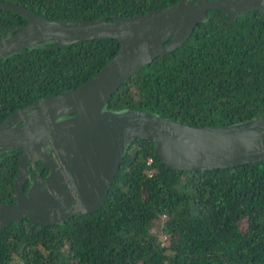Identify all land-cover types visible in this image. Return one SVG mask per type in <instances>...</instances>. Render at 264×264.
<instances>
[{
  "label": "trees",
  "instance_id": "obj_1",
  "mask_svg": "<svg viewBox=\"0 0 264 264\" xmlns=\"http://www.w3.org/2000/svg\"><path fill=\"white\" fill-rule=\"evenodd\" d=\"M176 1L0 0L42 18L75 21L130 16ZM26 23L0 10V34ZM118 46L111 38L60 47L50 41L0 58V121L41 97L79 86ZM104 108L147 111L192 126L260 115L264 17L251 10L230 19L208 10L181 46L125 79ZM152 149L145 139L126 145L96 211L47 226L23 218L1 229L0 264H264V161L178 171ZM17 165L16 153L0 154V202L15 200Z\"/></svg>",
  "mask_w": 264,
  "mask_h": 264
},
{
  "label": "water",
  "instance_id": "obj_2",
  "mask_svg": "<svg viewBox=\"0 0 264 264\" xmlns=\"http://www.w3.org/2000/svg\"><path fill=\"white\" fill-rule=\"evenodd\" d=\"M212 8L230 19L251 10L264 17V0H177L130 16L84 21L46 19L23 5L0 2V10L27 20L0 34V58L50 41L55 47L98 38L119 44L116 53L79 86L41 97L0 122L1 150L8 144L21 151L12 180L15 200L0 202V230L23 218L47 226L99 209L126 145L136 139L151 141L153 155L178 171L264 161V112L229 125L192 126L147 111L104 108L125 79L156 56L181 46ZM17 120L26 126H12ZM47 140L50 144H45ZM46 148L54 159L46 155ZM28 158L33 164L41 161L38 171L48 166L49 172L44 179L32 175L22 192Z\"/></svg>",
  "mask_w": 264,
  "mask_h": 264
},
{
  "label": "flooded vegetation",
  "instance_id": "obj_3",
  "mask_svg": "<svg viewBox=\"0 0 264 264\" xmlns=\"http://www.w3.org/2000/svg\"><path fill=\"white\" fill-rule=\"evenodd\" d=\"M22 108H24V107H22ZM22 108H18V109H22ZM9 115L7 117H9ZM7 117L3 118L0 122L4 121ZM9 124L10 123H7V125H9ZM18 125H20L22 128L26 126V124L23 123L21 120H17L15 123L12 124V126H18ZM45 144H50V143L47 140V141H45ZM5 148H7V149L1 150V148H0V154L4 155L6 153H11V154L14 155L16 153L17 154V159L19 160V155L21 154V151H19V149H15V148L13 149V148H11V145L8 146V144L6 145ZM45 153H46V155L50 154L51 158L54 159V154L52 153V150L50 148H46ZM40 165H41V161L40 160H36L35 163L33 164L32 161L28 158L27 164H26L27 175H26L25 182H24V184L22 186V192H25L27 190V188L29 187V185H30V183L32 181V175H38L41 179H44V177L48 174V172H49V167L48 166H44L42 168V170H39V171L37 170L40 167ZM13 194L15 196V193H13Z\"/></svg>",
  "mask_w": 264,
  "mask_h": 264
},
{
  "label": "rangeland",
  "instance_id": "obj_4",
  "mask_svg": "<svg viewBox=\"0 0 264 264\" xmlns=\"http://www.w3.org/2000/svg\"><path fill=\"white\" fill-rule=\"evenodd\" d=\"M154 231V228L152 229V232ZM157 235H158V233H157ZM158 238L160 239V240H163V237H162V235H158Z\"/></svg>",
  "mask_w": 264,
  "mask_h": 264
}]
</instances>
